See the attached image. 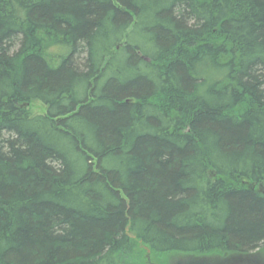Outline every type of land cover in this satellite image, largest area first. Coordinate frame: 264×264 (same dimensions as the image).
Segmentation results:
<instances>
[{
  "label": "trees",
  "instance_id": "1",
  "mask_svg": "<svg viewBox=\"0 0 264 264\" xmlns=\"http://www.w3.org/2000/svg\"><path fill=\"white\" fill-rule=\"evenodd\" d=\"M147 250L264 254V0H0V264Z\"/></svg>",
  "mask_w": 264,
  "mask_h": 264
},
{
  "label": "rangeland",
  "instance_id": "2",
  "mask_svg": "<svg viewBox=\"0 0 264 264\" xmlns=\"http://www.w3.org/2000/svg\"><path fill=\"white\" fill-rule=\"evenodd\" d=\"M28 111L31 115L43 114L44 107L38 102H33L28 106ZM146 255L147 258L144 264H261L258 260L259 258H264L262 251H257L250 255L228 254L226 256H222V254L168 253L162 254L158 258H152L149 250H147Z\"/></svg>",
  "mask_w": 264,
  "mask_h": 264
}]
</instances>
